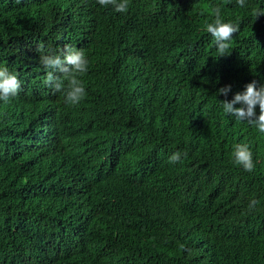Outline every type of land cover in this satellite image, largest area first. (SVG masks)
<instances>
[{"label": "trees", "instance_id": "1", "mask_svg": "<svg viewBox=\"0 0 264 264\" xmlns=\"http://www.w3.org/2000/svg\"><path fill=\"white\" fill-rule=\"evenodd\" d=\"M215 6L239 25L223 57L204 30ZM256 8L0 0V67L21 81L0 101V264H264V134L220 102L264 85ZM66 45L89 61L75 106L40 63ZM239 143L253 172L234 162Z\"/></svg>", "mask_w": 264, "mask_h": 264}, {"label": "clouds", "instance_id": "2", "mask_svg": "<svg viewBox=\"0 0 264 264\" xmlns=\"http://www.w3.org/2000/svg\"><path fill=\"white\" fill-rule=\"evenodd\" d=\"M96 2L103 7L112 6L118 13L127 12L129 4V0H96ZM236 4L243 8L246 6V0H236ZM209 14L214 19L206 23L204 30L213 37L218 57L227 56L230 54V41L239 30V25L224 22L221 18L220 6L212 7ZM252 15L255 19L264 15V8L254 9ZM40 63L46 70L45 85L54 92H63L66 104L75 106L86 97L85 85L80 77L87 73L89 61L82 51L66 45L62 55H44L40 58ZM230 88V85L224 86L218 90V94L227 96ZM20 89L21 81L18 79V74L10 72L7 67H0V101L9 103L18 95ZM220 102L226 115L233 116L237 121H247L250 125H254L259 133L264 134V85L258 88L256 81L253 80L245 85L243 92L234 94L231 100ZM257 106L259 115L255 111ZM182 155L186 157L187 153H172L168 158L169 163L180 162ZM232 155L235 164L242 166L247 172L254 171L252 152L247 144L234 145ZM258 203L255 200L250 201L249 210L254 209Z\"/></svg>", "mask_w": 264, "mask_h": 264}]
</instances>
